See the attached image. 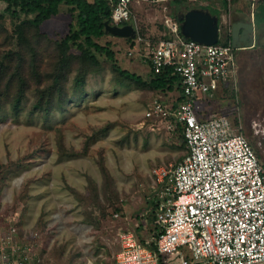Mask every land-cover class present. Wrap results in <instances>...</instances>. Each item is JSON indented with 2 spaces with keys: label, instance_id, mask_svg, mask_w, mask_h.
Listing matches in <instances>:
<instances>
[{
  "label": "rangeland",
  "instance_id": "obj_1",
  "mask_svg": "<svg viewBox=\"0 0 264 264\" xmlns=\"http://www.w3.org/2000/svg\"><path fill=\"white\" fill-rule=\"evenodd\" d=\"M171 1L131 5L139 31L149 39L155 41L163 34L165 18L172 17ZM184 1V14L194 7L220 11L223 33L218 44H223L234 12L248 14L247 21L254 24V7L262 0H226L225 9L220 0ZM0 16V62L5 57L9 66L0 86V214L16 215L20 235L39 239L45 264H114L119 233L133 231L138 240L149 242L154 218L148 213L145 225L140 215L161 191L163 173L186 153L178 132L152 128L143 116L149 102L156 98L171 102L177 93L120 87L104 64L101 73L86 76L82 96L77 95L71 104L67 100L73 94L76 74L72 72L62 91L66 100L55 102L45 117L34 106L37 88L46 85L43 76L54 60L49 41L61 40L76 28L75 14L62 5L56 16L40 26L47 38L37 44L36 52L29 48L33 43L18 52L19 71L28 86L19 106L13 108L14 89L5 87L18 67V50L14 23L3 2ZM98 43L111 44L121 69L148 77L147 68L128 55L131 49L124 39L106 35ZM235 62L240 67L239 80L236 77L235 83L225 85L228 93L225 86L220 88L212 105L205 108V118L222 114L232 124L236 119L234 130L244 135L264 165V45L255 52L235 50ZM31 63L42 75L41 85L31 75Z\"/></svg>",
  "mask_w": 264,
  "mask_h": 264
},
{
  "label": "built area",
  "instance_id": "obj_2",
  "mask_svg": "<svg viewBox=\"0 0 264 264\" xmlns=\"http://www.w3.org/2000/svg\"><path fill=\"white\" fill-rule=\"evenodd\" d=\"M169 0H107L111 25L136 31L129 56L149 71L172 69L181 80L175 106L154 99L144 109L152 128H182L186 155L162 175L154 211L156 230L141 244L132 232L119 233L114 264H264V165L224 115L199 119L202 99H215L235 83V50L183 40L179 23L168 16L170 39H144L132 4L157 6ZM117 218V215H114ZM15 216L0 214V264H45L40 241L20 235ZM154 245L155 250L149 246Z\"/></svg>",
  "mask_w": 264,
  "mask_h": 264
},
{
  "label": "trees",
  "instance_id": "obj_3",
  "mask_svg": "<svg viewBox=\"0 0 264 264\" xmlns=\"http://www.w3.org/2000/svg\"><path fill=\"white\" fill-rule=\"evenodd\" d=\"M237 1L238 0H233L234 3ZM0 2L6 4V12L13 20V34L18 50L15 52L17 53L19 61L17 65L18 67L13 72L12 77L9 79L5 87L6 90L14 89V95L12 98L13 108L19 106L28 86L19 71L22 61H20L21 58L19 57L20 54L18 52L23 45L29 47L31 43H33V46L29 47L30 50L35 48L33 51L36 52L37 44L42 42V39L47 38L40 33V26L50 18L56 16L62 5L69 7L70 11L75 14L76 28L73 31H70V33L61 40L49 41L51 45L50 48L53 50V57L51 55V59L54 60L51 61L49 71L43 76L46 85L42 89L39 87L37 88V99L36 105L34 106L36 110L43 112L45 117L48 116V113L51 111L55 102H60L62 104L66 100L64 97L66 93H63L62 91L65 88L68 76L72 72H75L76 74L73 80V94L71 98L67 100L71 104L75 102V97L78 98V96H82L86 76L90 73H101L104 64L109 67L113 79H115L120 87H136L164 94L177 92L181 95V80L176 74H174L172 69L165 68L157 75L150 72L146 79H142L138 75L121 69L117 63L115 52L112 50L110 43H106L105 45L98 43L99 40L107 35L105 33L104 24L106 22L109 24L111 23V11L107 0H93L92 2L86 0H0ZM184 3H186L184 0L171 1V16L178 21V23L179 20L177 17L184 14L181 11V6ZM220 3L225 9L227 4L226 0H220ZM191 9L207 10L212 15L217 16L219 21L220 11L218 9L214 10L208 6L194 7L187 8L186 12ZM22 17L24 18L21 19ZM1 18L2 16H0V20ZM253 21L257 29H264V0L254 7ZM30 32H32V34ZM139 36L144 39H149L148 36H145L140 31ZM170 38L171 35L163 26V34L158 39ZM152 41L155 42L154 40ZM229 41V35H226L225 42L222 45H228ZM125 42L129 48H132L135 44V41L131 39H125ZM31 57L35 60L36 54H32ZM5 60L7 59L4 57L3 61L0 62V86L3 79H5L6 72L9 70L8 64L5 65ZM30 65L32 77L36 80L37 85H41L42 75L38 72L39 70L34 63H31ZM228 91L229 89L225 86L224 92L228 93ZM231 95L233 97L232 93H230V97ZM2 99L3 93L0 88V107L3 102ZM182 99V97H179L177 100L181 101ZM215 99L211 101L202 99V111L198 114L199 119L205 118V108L212 105ZM232 125L238 127V121L235 119V123ZM176 132H178L179 136L182 138L185 147L180 125L177 126ZM138 242L144 244V241L138 240ZM149 248L155 250L154 245L149 246ZM163 259L164 258L160 256V264H163Z\"/></svg>",
  "mask_w": 264,
  "mask_h": 264
},
{
  "label": "water",
  "instance_id": "obj_4",
  "mask_svg": "<svg viewBox=\"0 0 264 264\" xmlns=\"http://www.w3.org/2000/svg\"><path fill=\"white\" fill-rule=\"evenodd\" d=\"M179 33L183 40L194 41L204 46L218 44L220 38V26L218 17L207 10L191 9L183 15H179ZM105 33L111 37L121 39L136 38V31L131 25L117 27L106 22ZM230 45L236 50L250 49L255 45L254 25L252 22H234L229 29Z\"/></svg>",
  "mask_w": 264,
  "mask_h": 264
},
{
  "label": "crops",
  "instance_id": "obj_5",
  "mask_svg": "<svg viewBox=\"0 0 264 264\" xmlns=\"http://www.w3.org/2000/svg\"><path fill=\"white\" fill-rule=\"evenodd\" d=\"M92 2V1H91ZM245 13L244 12H241V11H239V10H236L235 12H234V14L231 16V20H232V23H234V22H245V23H248V21H247V19H246V17L245 16H247L248 14H246V15H244ZM224 20H225V18H224ZM226 21V20H225ZM225 21H223L222 22V24L223 25H225ZM253 23V22H252ZM254 25V24H253ZM221 27V26H220ZM256 28V26L254 27V32H255V35H254V42H255V45H254V47L253 48H250V49H240V50H238L240 53H249V52H255L257 49H260L261 48V46L262 45H264V44H262V41L264 40V29L263 28H260V29H255ZM220 33H223L222 32V28H220ZM228 33H229V30L227 31V34L226 35H228ZM125 40V39H124ZM138 63L140 64V65H142L139 61H138ZM142 66H144V65H142ZM144 67H146V66H144ZM147 68V67H146ZM239 71H240V67L238 66V72H237V80H239ZM147 72H148V75L150 74V71H149V69L147 68ZM220 91V90H219ZM173 93H177V92H173ZM172 93V94H173ZM219 93V92H218ZM179 97H181V95L179 94V93H177V96H176V98H175V100L174 101H171V102H169V101H164L163 99H161V100H163L166 104H172V106H175L176 105V103H177V99H179ZM156 99H160V98H156ZM222 115V114H221ZM185 155H186V153H185ZM185 155L183 156V158L185 157ZM183 158H182V160H183ZM181 160V161H182ZM180 161V162H181ZM179 164V163H178ZM177 164V165H178ZM176 165V166H177ZM162 187H163V185L161 186V189H162ZM157 202H158V193H156V195L151 199V201H150V209L149 210H146L145 212H143V213H141V215H140V217H142V218H144V221L145 222H143L145 225H147V221L145 220V218H148V213H150V214H152L153 215V218H154V222H155V217H154V211H155V208H156V205H157ZM153 209V210H152ZM117 218H119V217H117ZM124 222H126V224L128 225V223H129V221H128V218H125V221ZM144 225V226H145ZM141 226V224L140 225H138V227H140ZM147 227V226H146ZM157 227H156V225H154V231H155V229H156ZM127 232H132L133 234H134V232L133 231H129V230H127ZM135 235V234H134ZM135 238L136 239H138V237H136L135 236ZM146 242H144V244H145ZM116 254V253H115Z\"/></svg>",
  "mask_w": 264,
  "mask_h": 264
}]
</instances>
